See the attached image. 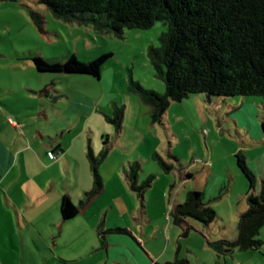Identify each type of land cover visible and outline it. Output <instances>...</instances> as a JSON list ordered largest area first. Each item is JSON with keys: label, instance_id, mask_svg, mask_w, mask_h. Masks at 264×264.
<instances>
[{"label": "rangeland", "instance_id": "374dc122", "mask_svg": "<svg viewBox=\"0 0 264 264\" xmlns=\"http://www.w3.org/2000/svg\"><path fill=\"white\" fill-rule=\"evenodd\" d=\"M32 13L40 21L39 27L32 20ZM165 29L162 21H156L148 28H124L120 36H115L107 30L95 29L91 24L56 18L38 0H0V84H4V81H11L13 84L22 82L23 86L32 84L36 92L32 98L26 99L33 104L38 100L47 99L55 88L76 90L79 93L75 94V98L80 95L82 102L86 101V98H96L100 101L97 113L101 114V119H94L92 125L104 132L102 141L107 136L108 144L103 147L110 151L115 149L117 160L118 154L142 160L143 170L139 165L137 182L144 184L148 175H152L151 183L144 188L142 196L144 205L148 202L147 207L151 212H155L160 206L166 208V213L169 212L173 200H177L173 199L175 192H179L178 201L181 202L185 190H192L193 186L203 189L205 176L196 172L193 167L190 169L192 177L182 183L183 169L186 171V168L192 167L195 159H199L198 166L205 160H210V165L214 167L210 179H214L216 172L227 179V183L213 193L212 196H217L214 198L215 203H210L216 209V217L209 227L214 228V239L222 238V232L232 234L237 227L241 211L231 212V215H228V212L246 204L243 199L248 189V180L237 165L235 153H243L247 167L256 177L254 192H257L260 179L264 177V165L261 166L260 163V156L264 153V97L213 96L206 101L198 94L195 97L203 103L198 126L192 127L189 120L179 121L173 118V114L179 115L183 111L181 102L177 101H171L165 111V118L169 122L166 124L167 130L151 122L149 106L138 94L130 90L129 84L132 79L145 89L164 92V83L156 75L148 57V50L149 47L159 46V37ZM106 52L111 56L102 64L99 77L86 73L40 72L31 59L36 54L46 61H63L73 54L80 61H88ZM26 57L29 59H21ZM72 93L64 95V102L56 105L62 111L52 107L53 112L51 110L48 123L39 125L49 129L45 132V141L48 151L54 153L53 158L48 155L50 160H56L58 156L55 152L56 142H62L66 138L68 140V130H71L70 134H75L79 128V125H76L79 124L78 120L73 118L76 111L70 103ZM220 98L221 102H218ZM117 107L122 108L119 129L105 118L106 115L112 116ZM124 116L126 120L122 122ZM135 117L137 118L134 119ZM234 118L238 119V123ZM56 127L59 130L53 131ZM87 128L90 129V126ZM167 131L173 134L172 137L166 135ZM83 138L86 149L89 148L86 137L81 135L73 139V151L77 150L78 144H82ZM90 138L91 136H88L87 139ZM92 141L95 146L98 144L97 140ZM154 148L170 165L168 170H164L154 159L146 158L143 161L141 154ZM98 153L97 150L95 155ZM173 156H178V160ZM137 162L139 163L138 160ZM105 163L104 159L101 160L98 170L104 171L102 176L105 181L112 179L109 187L114 185V188H119L115 185V175L105 168ZM262 163L264 164V155ZM208 166L209 164L205 168ZM107 191L105 190L104 194H107ZM207 192L209 194V189ZM237 195L239 197H236ZM187 221L191 228L187 235L182 236L181 241L183 245L191 248L193 260L197 258L200 262L198 237L204 239L202 233L205 229L193 218H187ZM14 227L19 229L17 224ZM58 229L59 225L56 227L57 232ZM257 237L262 242L259 249L233 248L225 254L227 260L237 264L243 261H248L247 264H262V261L264 263V226L259 230ZM24 246H27L25 251L21 250V240L16 235L12 239L8 235L0 237V264H41L39 255L42 252L29 244ZM250 253H254V258ZM217 259L218 264H221L222 255Z\"/></svg>", "mask_w": 264, "mask_h": 264}, {"label": "crops", "instance_id": "0c3cea01", "mask_svg": "<svg viewBox=\"0 0 264 264\" xmlns=\"http://www.w3.org/2000/svg\"><path fill=\"white\" fill-rule=\"evenodd\" d=\"M4 82L0 84V237L8 235L12 239L16 235L20 238L21 250L24 251L26 244L35 247L42 252L39 255L41 264H172L178 258H186L188 264H218V255L207 242L215 238L212 233L214 228L205 227V232L202 233L204 239L198 237L201 261L197 258L193 260L191 248L182 244V236H185L182 234V228L170 221L166 208L160 206L155 212L149 211L148 202L142 206L140 197L130 188L128 166L138 160L143 170L142 160L122 157L121 154H118L117 160L115 149H108L103 159L106 161L105 168L115 175V185L119 188H114V185L109 187L112 179L105 181L102 176L104 171L98 170L102 180L99 193L85 202L75 216L62 220L59 211L61 197L67 195L73 203L79 204L93 184L88 149L95 155L104 145V132L92 125L94 119H101V114L97 113L100 101L96 98H86V101L82 102L80 95L75 98V94L79 93L76 90L55 88L47 99L38 100L33 104L26 99L32 98L36 92L32 84L23 86L22 82ZM71 92L73 97L70 96V103L76 111L73 118L78 120L79 124L76 125H79V128L75 134H70L71 130H68V140L66 138L62 142H56L55 152L58 156L56 160H50L45 141V132L49 129L39 125L48 123L53 108L62 111L56 105L64 102V95L68 96ZM195 95L198 94H190L186 97L188 99L184 98L185 101H177L181 102L183 111L179 115L173 114V118L179 121L189 120L192 127L199 125L200 113L203 110L202 101ZM218 102H221V98ZM234 119L238 123V119ZM125 120L124 116L122 122ZM167 122L164 113L163 124L158 125L167 130ZM88 125L90 129L87 128ZM56 130L59 128H53V131ZM81 135L86 137L89 148L86 149L83 138L82 144H78L77 150L73 151V139ZM166 135L172 137L173 134L167 131ZM88 136L97 140L98 144L95 146L91 138V142L87 139ZM154 152H157L155 148L141 154L143 161L146 158L153 159ZM263 155L264 153L260 156L261 166L264 165ZM173 157L178 160V156ZM110 158L113 159L109 160ZM198 161L199 159H195L192 167L186 168V171L183 169L182 183L192 177L190 169L194 167L196 172L205 176V184L203 189L193 186L192 190L200 191L209 204L215 203L214 198L217 196L212 195L218 187L220 189L227 183V179L216 172L211 180L210 175L214 172V167L210 165V160L200 162V166ZM207 164L209 166L205 168ZM105 190H108L107 194H104ZM178 197L179 192H175L173 199L177 200H173L171 206L179 202ZM245 208L246 204L244 207L230 210L228 215H231V212L239 213ZM185 223L189 222L186 220ZM16 224L18 230L14 227ZM115 227H123L127 231L117 233L109 230ZM18 231L20 232L15 234ZM237 234L236 227L232 234L225 231L221 237L231 240ZM16 241L17 239L15 243ZM250 254L254 258V253ZM222 259L221 264H236L229 262L225 254ZM247 263L249 262L243 261L238 264Z\"/></svg>", "mask_w": 264, "mask_h": 264}, {"label": "trees", "instance_id": "16d2710c", "mask_svg": "<svg viewBox=\"0 0 264 264\" xmlns=\"http://www.w3.org/2000/svg\"><path fill=\"white\" fill-rule=\"evenodd\" d=\"M56 18L91 24L95 29L107 30L120 36L124 28H148L162 21L166 29L159 37L158 47H149L148 57L157 77L164 83V92L145 89L130 79L129 88L149 106L151 122L163 124L164 113L171 101H181L190 94H201L206 101L211 97L231 95H260L264 97V0H38ZM32 20L39 27L34 13ZM111 56L102 53L88 61H80L73 54L63 61H46L34 54L31 59L40 72L86 73L99 77L104 61ZM115 128L121 127L122 108L112 116H105ZM108 139L104 137L106 146ZM103 147L97 155L88 149L93 184L79 204L69 196L60 199L62 220L75 216L85 202L102 188L98 164L107 153ZM153 159L164 169L168 165L154 152ZM236 162L248 180L245 193L246 208L239 213L238 234L234 239L207 240L218 256L225 251L257 250L262 242L257 237L264 226V177L254 192L256 177L247 167L243 153H235ZM176 159V157H174ZM140 164L128 166L129 186L141 199L152 175L144 184H138ZM170 221L187 235L191 225L187 218L209 226L216 217L214 208L198 190H187L181 202L173 204L168 212ZM126 232L123 227L109 229ZM103 234V232H101ZM103 241V237L101 238ZM172 264H188L178 258ZM237 264V263H236Z\"/></svg>", "mask_w": 264, "mask_h": 264}, {"label": "built area", "instance_id": "2783aa9c", "mask_svg": "<svg viewBox=\"0 0 264 264\" xmlns=\"http://www.w3.org/2000/svg\"><path fill=\"white\" fill-rule=\"evenodd\" d=\"M47 154L49 155V157L53 158L54 157V153L51 151H48Z\"/></svg>", "mask_w": 264, "mask_h": 264}]
</instances>
